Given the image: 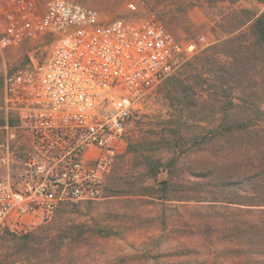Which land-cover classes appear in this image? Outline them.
<instances>
[{
  "label": "rangeland",
  "instance_id": "1",
  "mask_svg": "<svg viewBox=\"0 0 264 264\" xmlns=\"http://www.w3.org/2000/svg\"><path fill=\"white\" fill-rule=\"evenodd\" d=\"M32 1L43 14L47 0ZM73 1L102 17L154 15L178 39L211 44L200 43L150 92L113 157L103 198L64 203L49 220L7 230L0 264H264V62L247 51L242 88L234 49L245 41H230L248 17L234 10L261 14L264 2ZM132 2L139 12H130ZM53 40L0 49V137L6 74L44 62Z\"/></svg>",
  "mask_w": 264,
  "mask_h": 264
},
{
  "label": "built area",
  "instance_id": "2",
  "mask_svg": "<svg viewBox=\"0 0 264 264\" xmlns=\"http://www.w3.org/2000/svg\"><path fill=\"white\" fill-rule=\"evenodd\" d=\"M48 34L47 59L4 80L0 239L49 220L64 203L102 199L113 157L150 92L200 43L211 44L178 39L154 15L102 17L73 0H47L39 15L32 0H0V49Z\"/></svg>",
  "mask_w": 264,
  "mask_h": 264
},
{
  "label": "trees",
  "instance_id": "3",
  "mask_svg": "<svg viewBox=\"0 0 264 264\" xmlns=\"http://www.w3.org/2000/svg\"><path fill=\"white\" fill-rule=\"evenodd\" d=\"M236 0H234L235 2ZM264 2V0H260ZM242 10V11H241ZM234 10V12H244L248 17L236 28L234 29V36L230 38V41L236 42L237 40H244V44L236 46L234 49V79L238 82L242 88H248V85H244V80H246V71L244 59L248 56L247 51H253L257 56L254 57V61L257 63L258 60L264 59V12L261 14H251L247 9ZM248 25V28H243ZM240 30V31H238ZM257 66V64H255ZM249 71V69H248ZM180 77L172 78V89L174 88L177 82H180ZM176 82V83H175ZM247 82V81H246ZM245 82V84H246ZM174 83V84H173ZM169 85V84H168ZM171 86V85H170ZM171 87L168 89L170 90ZM243 90V89H242ZM253 92V91H250ZM259 90L257 89L254 94H257ZM256 101V100H255ZM11 123L14 122L12 118L9 119ZM6 119H3L1 125L5 124ZM244 124L237 123L234 124V129H241ZM262 150V149H261ZM264 152V151H263Z\"/></svg>",
  "mask_w": 264,
  "mask_h": 264
},
{
  "label": "crops",
  "instance_id": "4",
  "mask_svg": "<svg viewBox=\"0 0 264 264\" xmlns=\"http://www.w3.org/2000/svg\"><path fill=\"white\" fill-rule=\"evenodd\" d=\"M6 118H7V116H6Z\"/></svg>",
  "mask_w": 264,
  "mask_h": 264
}]
</instances>
